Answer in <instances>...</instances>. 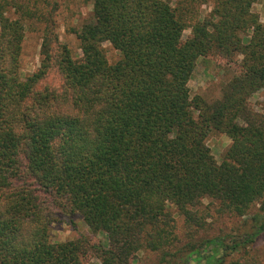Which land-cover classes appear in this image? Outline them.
I'll list each match as a JSON object with an SVG mask.
<instances>
[{"label": "trees", "instance_id": "trees-1", "mask_svg": "<svg viewBox=\"0 0 264 264\" xmlns=\"http://www.w3.org/2000/svg\"><path fill=\"white\" fill-rule=\"evenodd\" d=\"M12 2L0 0V264H84L90 254L133 264L142 250L162 264H263L248 256L264 239L259 0H92L76 30L81 55L47 25L40 64L26 77L24 18L39 8L16 4L13 18ZM198 3L211 10L198 12ZM210 56L237 65L213 101L189 86ZM53 69L62 85L42 86ZM255 95L262 100L253 103ZM214 131L231 139L220 163L207 144ZM205 199L240 217L257 206L254 228L200 236ZM75 216L104 240H52L51 224Z\"/></svg>", "mask_w": 264, "mask_h": 264}, {"label": "rangeland", "instance_id": "rangeland-1", "mask_svg": "<svg viewBox=\"0 0 264 264\" xmlns=\"http://www.w3.org/2000/svg\"><path fill=\"white\" fill-rule=\"evenodd\" d=\"M168 1L176 5L179 0ZM16 4L29 5L30 9H33V7L39 8L37 16L24 18L25 36L20 57L22 77L32 74L40 64L43 30L47 25L50 26V29L57 36L58 42L66 44L71 49L73 56L79 57L81 55L82 51L76 30L89 20L92 11V0H13L8 11V15L13 18L21 16ZM195 6L198 12L201 13L211 10L210 4L199 6L198 3ZM254 10L260 14L262 21H264V0H259L254 5ZM190 34L191 28H187L184 32V39L188 38ZM101 47L111 62L119 58V52L110 43L104 42ZM236 69L237 65L234 62L221 57L210 56L206 59H200L189 81L192 94H200L208 101L220 98L223 84L231 78ZM62 83V77L57 70L53 69L42 81L41 85H50L58 88ZM261 100L260 95H255L251 99L253 103ZM230 143L231 139L225 133L214 131L207 137V144L218 163L222 161ZM202 208L205 211H209V214L206 229L201 230L200 236L226 233L237 235L240 232L254 228L255 220H252V216L253 212H256L257 206L243 217L231 213H219L216 205L210 203L209 199L204 200ZM175 217L178 236L184 240L186 228L184 226V218L178 214ZM81 236L90 237L93 242L104 240V234L101 232L94 234L80 216H75L72 221L66 218L59 219L51 224V238L54 241L77 239ZM248 248V256L256 257L264 264V239H259ZM242 254L244 253H235L232 258H239ZM84 264H102V261L95 255L90 254L86 256ZM133 264L162 263H160L157 253L142 250L137 253Z\"/></svg>", "mask_w": 264, "mask_h": 264}]
</instances>
